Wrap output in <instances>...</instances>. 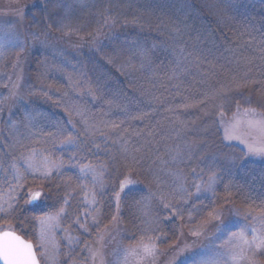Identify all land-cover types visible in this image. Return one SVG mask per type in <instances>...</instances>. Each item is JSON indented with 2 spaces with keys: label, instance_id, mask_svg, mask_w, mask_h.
<instances>
[{
  "label": "trees",
  "instance_id": "1",
  "mask_svg": "<svg viewBox=\"0 0 264 264\" xmlns=\"http://www.w3.org/2000/svg\"><path fill=\"white\" fill-rule=\"evenodd\" d=\"M12 14L29 37L0 62L5 158L73 144L102 167L128 242H175L218 204L264 215V163L224 143L219 121L264 113V0H41ZM49 190L31 185L38 202L21 197L0 229L32 241Z\"/></svg>",
  "mask_w": 264,
  "mask_h": 264
},
{
  "label": "rangeland",
  "instance_id": "2",
  "mask_svg": "<svg viewBox=\"0 0 264 264\" xmlns=\"http://www.w3.org/2000/svg\"><path fill=\"white\" fill-rule=\"evenodd\" d=\"M38 1L41 0H0V62L8 53L17 51L18 56L29 37L12 13ZM43 46L53 47L48 43ZM245 109L255 111L245 115ZM13 111H8L6 121L18 130L13 124ZM3 112L0 110V115ZM248 120L264 121V113L243 107L222 117V138L224 143L238 146L246 160L264 163V155L249 153L247 147L264 144V129L249 127ZM70 147L50 145L19 151L11 160L0 148V216H8L27 193L32 203L31 185L47 184L50 189L54 210L37 219L32 240L41 264H264V249L245 245L240 239L244 233L251 241L253 230L264 235V215L241 214L237 208L219 204L208 220L181 231L175 242L161 235L128 242L121 220L108 212L109 187L102 167L80 163L78 158H72L73 144ZM131 183L127 180L123 185ZM214 185V179L202 180L195 196L210 197ZM35 208L44 210L46 205ZM146 244L153 246L151 255L143 251ZM233 255L238 257L235 262Z\"/></svg>",
  "mask_w": 264,
  "mask_h": 264
},
{
  "label": "snow or ice",
  "instance_id": "3",
  "mask_svg": "<svg viewBox=\"0 0 264 264\" xmlns=\"http://www.w3.org/2000/svg\"><path fill=\"white\" fill-rule=\"evenodd\" d=\"M181 51H183V49H181ZM249 111L254 112L255 110L245 109V115H247ZM247 125L249 127L259 126L261 129H264V121L248 120ZM113 126L115 127V125ZM68 142H71V140L69 139ZM247 147L249 153L264 155V144H261L259 147L255 145H248ZM121 188H124L123 184ZM40 195L39 192H36L33 194L32 199H36ZM167 207L168 205H165V208ZM0 211H3L2 206H0ZM196 234L197 233H194V235ZM240 239L245 245H255L256 249H264V235H258L255 230H253L251 241L246 239L244 233L240 234ZM143 251L146 255H151L153 246L146 244L143 246ZM232 260L235 262L238 260V257L233 255ZM0 261H2L3 264H38L33 244L22 239L19 235L10 230L0 231Z\"/></svg>",
  "mask_w": 264,
  "mask_h": 264
},
{
  "label": "water",
  "instance_id": "4",
  "mask_svg": "<svg viewBox=\"0 0 264 264\" xmlns=\"http://www.w3.org/2000/svg\"><path fill=\"white\" fill-rule=\"evenodd\" d=\"M38 198H39V197H38ZM38 198L33 199V200H32V203H35V202L38 200ZM7 230H10V231L15 232V233H16L17 235H19L22 239H24V240H26V241H29V242H31V243L33 244V242H32L31 240H28V239L24 238L22 235H20V234H19L18 232H16L15 230H12V229H3V230H0V231H7ZM33 246H34V244H33ZM34 251L36 252L35 247H34ZM36 256H37L38 264H41V263H40V260H39V258H38L37 252H36ZM0 264H3V262L0 261Z\"/></svg>",
  "mask_w": 264,
  "mask_h": 264
}]
</instances>
